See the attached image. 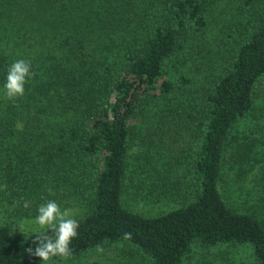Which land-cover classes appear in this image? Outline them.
Here are the masks:
<instances>
[{
  "label": "trees",
  "instance_id": "trees-1",
  "mask_svg": "<svg viewBox=\"0 0 264 264\" xmlns=\"http://www.w3.org/2000/svg\"><path fill=\"white\" fill-rule=\"evenodd\" d=\"M17 1L25 19L71 4ZM72 1L89 5L78 6L81 30L34 54L0 44V204L22 217L49 200L80 207L71 259L118 245L125 264H182L195 248L247 246L264 264V0L236 3L220 67L197 93L185 48L207 28L211 0H149L131 22L110 0ZM6 4L0 27L13 16ZM19 59L35 75L9 99L7 71ZM127 176L134 197L174 204L127 207ZM38 231L15 238L0 222V264L40 263L27 252Z\"/></svg>",
  "mask_w": 264,
  "mask_h": 264
},
{
  "label": "rangeland",
  "instance_id": "rangeland-1",
  "mask_svg": "<svg viewBox=\"0 0 264 264\" xmlns=\"http://www.w3.org/2000/svg\"><path fill=\"white\" fill-rule=\"evenodd\" d=\"M88 1V0H87ZM91 1V0H89ZM211 10L208 14V25L203 33L192 37L186 45V63L192 82L190 91L197 93L200 86L204 84L217 71L220 64V55L225 44L222 42L223 24L231 18L235 12V5L240 0H211ZM61 2H52L47 8L34 10L25 19L26 13L19 9V1L9 0L6 7L12 6L13 10L9 21L4 20L0 27V44L8 50L16 52H25L30 50L33 54L44 48H50L52 43L59 35L62 37L64 32L69 30H81L80 16L78 15L79 2L66 0ZM149 0H110L106 6L112 8V13L118 18L124 16V19L131 22V19L137 13L142 4H148ZM63 5V7H62ZM72 5V12L66 10V6ZM87 3H80V11L87 8ZM231 8L229 9V7ZM34 8L37 4H34ZM62 7V8H61ZM66 10V11H65ZM84 29V28H83ZM59 36V37H60ZM136 146L132 149L135 150ZM226 177V176H225ZM228 179V178H226ZM130 178L127 176L126 184L128 187L123 193V203L130 208L136 209L146 214H153L170 208L174 203L168 199L159 201L145 200L133 196V189L130 187ZM221 188L228 191L225 181L221 180ZM233 202L232 201V205ZM61 209H68L72 217L80 214L81 208L72 204L70 201H63L60 204ZM35 217H22L12 214L9 210L3 208L0 204V222H8L12 226V233L15 238L22 239L28 231L38 229L39 226L34 222ZM25 234V235H24ZM24 235V236H23ZM23 236V237H22ZM120 247L102 248L101 252L97 249L92 250L89 255L79 256L71 259H52L48 264H125V260L118 256ZM250 249L247 246L240 248L215 246L206 249L195 248V250L184 258L182 264H254L252 261ZM34 262L43 261L34 260ZM32 264V263H30Z\"/></svg>",
  "mask_w": 264,
  "mask_h": 264
},
{
  "label": "clouds",
  "instance_id": "clouds-1",
  "mask_svg": "<svg viewBox=\"0 0 264 264\" xmlns=\"http://www.w3.org/2000/svg\"><path fill=\"white\" fill-rule=\"evenodd\" d=\"M35 75L32 71L30 61L19 59L14 61L8 68L5 94L9 99L23 97L26 83ZM29 202L25 201L24 207ZM39 226V231L34 235L35 249L28 248L27 252L39 257L43 264L54 257L68 259L72 255L71 242L78 236L79 222L72 218L68 209H61L60 205L53 200L41 204L38 207V215L34 221ZM131 233H124V239L130 240ZM97 251L102 248L98 245Z\"/></svg>",
  "mask_w": 264,
  "mask_h": 264
}]
</instances>
